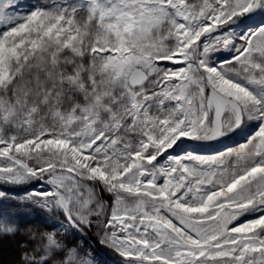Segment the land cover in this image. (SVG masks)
Segmentation results:
<instances>
[{"label":"snow or ice","instance_id":"obj_1","mask_svg":"<svg viewBox=\"0 0 264 264\" xmlns=\"http://www.w3.org/2000/svg\"><path fill=\"white\" fill-rule=\"evenodd\" d=\"M90 238L264 264V0H0V243L102 264Z\"/></svg>","mask_w":264,"mask_h":264},{"label":"rangeland","instance_id":"obj_2","mask_svg":"<svg viewBox=\"0 0 264 264\" xmlns=\"http://www.w3.org/2000/svg\"><path fill=\"white\" fill-rule=\"evenodd\" d=\"M243 139H244V135H237L234 136L231 140H229L227 144H220L217 145L216 148H212V149H201V151L210 153L217 150H222L224 147L235 146L236 143L242 142ZM90 240H91V244L97 249L102 264H114V262L118 260V257H115L110 252L103 250L101 246L96 243L95 239L90 238Z\"/></svg>","mask_w":264,"mask_h":264},{"label":"trees","instance_id":"obj_3","mask_svg":"<svg viewBox=\"0 0 264 264\" xmlns=\"http://www.w3.org/2000/svg\"><path fill=\"white\" fill-rule=\"evenodd\" d=\"M18 259V250L14 244L7 240L0 243V264H16Z\"/></svg>","mask_w":264,"mask_h":264}]
</instances>
